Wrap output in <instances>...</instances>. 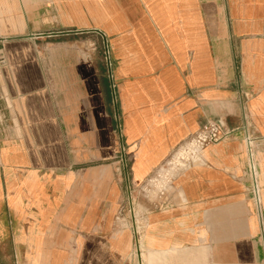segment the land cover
Instances as JSON below:
<instances>
[{
	"label": "crops",
	"instance_id": "crops-1",
	"mask_svg": "<svg viewBox=\"0 0 264 264\" xmlns=\"http://www.w3.org/2000/svg\"><path fill=\"white\" fill-rule=\"evenodd\" d=\"M0 37L16 264H264V0H0ZM208 121L233 138L152 191Z\"/></svg>",
	"mask_w": 264,
	"mask_h": 264
},
{
	"label": "bare ground",
	"instance_id": "bare-ground-1",
	"mask_svg": "<svg viewBox=\"0 0 264 264\" xmlns=\"http://www.w3.org/2000/svg\"><path fill=\"white\" fill-rule=\"evenodd\" d=\"M203 156H204L203 151L195 144V142H191V141L187 142L180 149V151L174 155L173 159L169 161L168 163L169 167L167 168L163 167L162 169H160L159 176L157 177V180H156L158 184H156V186L157 187L160 186L164 182V180H167V177H170L169 179L172 180V178H175L176 176H178L182 171H185L186 168L188 167L189 161L201 164L203 162ZM263 234H264V231H263ZM140 256H141V253H140Z\"/></svg>",
	"mask_w": 264,
	"mask_h": 264
},
{
	"label": "built area",
	"instance_id": "built-area-1",
	"mask_svg": "<svg viewBox=\"0 0 264 264\" xmlns=\"http://www.w3.org/2000/svg\"><path fill=\"white\" fill-rule=\"evenodd\" d=\"M234 133V129L226 128L221 121H208L188 140V142H195V144L203 150L208 146L228 140ZM247 139L250 144V138L247 137Z\"/></svg>",
	"mask_w": 264,
	"mask_h": 264
},
{
	"label": "rangeland",
	"instance_id": "rangeland-1",
	"mask_svg": "<svg viewBox=\"0 0 264 264\" xmlns=\"http://www.w3.org/2000/svg\"><path fill=\"white\" fill-rule=\"evenodd\" d=\"M14 39V37H0V41H1V46H4L5 44H7V43H9V42H11L12 40ZM40 45H41V43H40ZM101 45H102V43H101ZM103 46V45H102ZM105 52V51H104ZM1 58H0V60L2 61V62H4L5 61V58H4V55H3V53H1ZM105 57H106V59H107V55L104 53V60L106 61V59H105ZM233 138V137H232ZM229 139H231V138H229ZM205 149V148H204ZM203 149V150H204ZM202 150V151H203ZM180 151V150H179ZM178 151V152H179ZM177 152V153H178ZM174 157V156H173ZM173 158H171V160H172ZM192 161H189L188 162V164L189 163H191ZM167 167H169V165H166L164 168H167ZM162 169V168H161ZM160 171V170H159ZM159 173V172H158ZM184 173V171H182L180 174H183ZM179 174V175H180ZM159 175V174H158ZM178 175V176H179ZM157 177V176H156ZM177 177V176H176ZM170 177H167V180H164V182L160 185V186H156V184H158L156 181H154V182H152L151 183V186H150V188H151V190L152 191H158V190H160V189H169L170 187H171V184L172 183H174V180H173V178H172V180H170L169 179ZM155 185V186H154ZM164 186V187H163ZM167 186V187H166ZM161 187V188H160ZM259 188V187H258ZM131 202H132V200H131ZM137 198L135 197V199H133V204L135 205V210L132 208V210H130V214H131V216L132 215H134L135 216V218H136V215H137V212H136V207H137ZM128 211H129V208H127V210H126V213H128ZM13 251H14V246H11L10 244H5V245H0V264H16V262L12 259V257H11V253H13ZM20 264H24V261L23 262H20Z\"/></svg>",
	"mask_w": 264,
	"mask_h": 264
},
{
	"label": "water",
	"instance_id": "water-1",
	"mask_svg": "<svg viewBox=\"0 0 264 264\" xmlns=\"http://www.w3.org/2000/svg\"><path fill=\"white\" fill-rule=\"evenodd\" d=\"M95 32L101 33L99 30H94ZM30 37H34V36H30Z\"/></svg>",
	"mask_w": 264,
	"mask_h": 264
}]
</instances>
